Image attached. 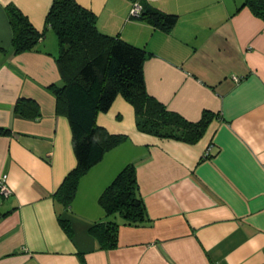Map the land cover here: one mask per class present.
I'll return each mask as SVG.
<instances>
[{
    "label": "crops",
    "instance_id": "crops-1",
    "mask_svg": "<svg viewBox=\"0 0 264 264\" xmlns=\"http://www.w3.org/2000/svg\"><path fill=\"white\" fill-rule=\"evenodd\" d=\"M103 33L152 52L148 92L197 121L217 114L194 144L138 129L134 106L118 95L99 125L128 139L81 178L65 209L53 194L77 165L69 119L56 111L59 40L46 20L53 0H0V264H264V20L242 0H140L179 16L165 31L133 16L132 0H77ZM18 6L44 38L15 54L6 6ZM238 78V80L236 79ZM35 99L39 119L14 112ZM211 148L207 155L206 151ZM129 163L149 220L123 224L118 245L101 249L89 228L108 219L99 198ZM60 215L71 220L69 235Z\"/></svg>",
    "mask_w": 264,
    "mask_h": 264
},
{
    "label": "trees",
    "instance_id": "trees-1",
    "mask_svg": "<svg viewBox=\"0 0 264 264\" xmlns=\"http://www.w3.org/2000/svg\"><path fill=\"white\" fill-rule=\"evenodd\" d=\"M142 6L140 18L154 28L170 31L179 20L176 13L145 3ZM244 7L264 20V0H244L238 10ZM6 11L13 29V52L38 50L45 31H39L15 4H8ZM46 23L55 30L60 47L56 61L61 82L50 85L49 89L56 96L57 113L69 119L77 159V165L53 194L65 209L74 202L80 180L88 170L108 151L128 139V135L111 133L98 123V116L110 110L118 95L134 106L138 129L160 138L197 143L216 118L215 112L204 110L199 120H189L150 94L144 65L152 52L118 35L100 31L98 16L77 0H53ZM14 112L31 119H39L42 115L38 102L24 97L17 100ZM10 132V129L0 127V135ZM99 203L108 219L95 222L89 231L97 238L101 249L118 245L121 224L116 217H120L123 224L134 226L149 220L139 192L135 163L127 164L117 174L100 195ZM60 224L69 235L72 234L68 217L60 215Z\"/></svg>",
    "mask_w": 264,
    "mask_h": 264
},
{
    "label": "built area",
    "instance_id": "built-area-1",
    "mask_svg": "<svg viewBox=\"0 0 264 264\" xmlns=\"http://www.w3.org/2000/svg\"><path fill=\"white\" fill-rule=\"evenodd\" d=\"M142 12V5L138 2L134 3V6L131 10V14L133 16L139 17ZM238 80V78H236ZM211 148L209 147L206 151V154L208 155L210 153ZM13 193L12 188L10 187L8 183V176L4 175L2 178H0V194L3 197H9Z\"/></svg>",
    "mask_w": 264,
    "mask_h": 264
},
{
    "label": "clouds",
    "instance_id": "clouds-1",
    "mask_svg": "<svg viewBox=\"0 0 264 264\" xmlns=\"http://www.w3.org/2000/svg\"><path fill=\"white\" fill-rule=\"evenodd\" d=\"M135 2H138V1H135ZM142 9H143V6H142ZM140 17V16H139Z\"/></svg>",
    "mask_w": 264,
    "mask_h": 264
},
{
    "label": "rangeland",
    "instance_id": "rangeland-1",
    "mask_svg": "<svg viewBox=\"0 0 264 264\" xmlns=\"http://www.w3.org/2000/svg\"><path fill=\"white\" fill-rule=\"evenodd\" d=\"M239 1H241V0H239ZM242 1H244V0H242Z\"/></svg>",
    "mask_w": 264,
    "mask_h": 264
}]
</instances>
